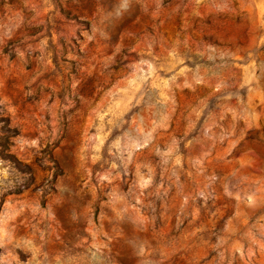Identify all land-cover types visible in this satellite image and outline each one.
I'll return each instance as SVG.
<instances>
[{
  "label": "rangeland",
  "instance_id": "374dc122",
  "mask_svg": "<svg viewBox=\"0 0 264 264\" xmlns=\"http://www.w3.org/2000/svg\"><path fill=\"white\" fill-rule=\"evenodd\" d=\"M0 264H264V0H0Z\"/></svg>",
  "mask_w": 264,
  "mask_h": 264
}]
</instances>
